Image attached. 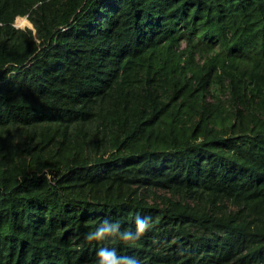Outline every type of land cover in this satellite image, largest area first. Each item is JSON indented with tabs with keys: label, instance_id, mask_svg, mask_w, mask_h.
<instances>
[{
	"label": "trees",
	"instance_id": "1",
	"mask_svg": "<svg viewBox=\"0 0 264 264\" xmlns=\"http://www.w3.org/2000/svg\"><path fill=\"white\" fill-rule=\"evenodd\" d=\"M103 247L264 264V0H0V264Z\"/></svg>",
	"mask_w": 264,
	"mask_h": 264
},
{
	"label": "clouds",
	"instance_id": "2",
	"mask_svg": "<svg viewBox=\"0 0 264 264\" xmlns=\"http://www.w3.org/2000/svg\"><path fill=\"white\" fill-rule=\"evenodd\" d=\"M150 218L141 217L137 215L135 219V231L120 230L118 223H109L108 220L103 223L95 230L90 231L86 234L85 239L91 241H102L108 237L119 238L124 242L139 240L150 228ZM98 260L96 264H139L138 259L129 256L117 255L115 248L103 247L98 249L96 253Z\"/></svg>",
	"mask_w": 264,
	"mask_h": 264
},
{
	"label": "rangeland",
	"instance_id": "3",
	"mask_svg": "<svg viewBox=\"0 0 264 264\" xmlns=\"http://www.w3.org/2000/svg\"><path fill=\"white\" fill-rule=\"evenodd\" d=\"M23 17V16H22ZM27 20H28V22L27 23H22V21H20L19 20V16L16 18V20H15V24L17 25V26H22V27H25V26H31L32 27V23L30 22V20L27 18V16H24ZM30 22V23H29ZM31 24V25H30ZM161 196H172V194L169 192V191H166V190H163V189H157V190H155V192H153L152 194H151V200L153 201V200H155V199H160V197ZM181 199V196H179V195H177V196H175V199Z\"/></svg>",
	"mask_w": 264,
	"mask_h": 264
},
{
	"label": "bare ground",
	"instance_id": "4",
	"mask_svg": "<svg viewBox=\"0 0 264 264\" xmlns=\"http://www.w3.org/2000/svg\"><path fill=\"white\" fill-rule=\"evenodd\" d=\"M19 20L22 21V23H27L28 22V20L24 16L23 17L22 16H19Z\"/></svg>",
	"mask_w": 264,
	"mask_h": 264
}]
</instances>
